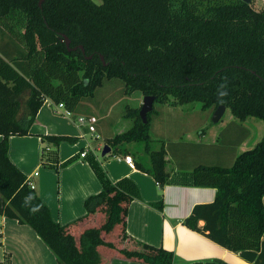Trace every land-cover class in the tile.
Wrapping results in <instances>:
<instances>
[{"label": "trees", "instance_id": "1", "mask_svg": "<svg viewBox=\"0 0 264 264\" xmlns=\"http://www.w3.org/2000/svg\"><path fill=\"white\" fill-rule=\"evenodd\" d=\"M252 2L0 0V216L30 226L57 264H99V246L146 264H172L173 253L162 247L140 241H135L137 249L115 246L113 237H128V204L140 198L130 177L109 182L90 161L103 188L84 200V215L60 224L10 161L8 138L28 134L45 99L74 111L81 98L112 78L122 81L124 94L138 90L154 96V104L199 102L213 110L224 105L240 122L248 117L264 122V7L255 9ZM25 89L26 111L18 118ZM154 104L146 123L139 107L127 106L124 116L132 118V125L105 145L107 154L126 155L124 144H142L146 156L133 151L134 167L163 186L170 174L167 151L164 144L155 150L149 146ZM238 128L237 145L249 134L246 127ZM41 138L54 145L77 139ZM186 168L190 185L216 192L211 202L192 207L184 225L228 250H258L264 231V133L229 164L199 162ZM161 204L152 205L161 209ZM89 216L92 224L73 234L71 228ZM198 220L204 222L201 227Z\"/></svg>", "mask_w": 264, "mask_h": 264}, {"label": "crops", "instance_id": "2", "mask_svg": "<svg viewBox=\"0 0 264 264\" xmlns=\"http://www.w3.org/2000/svg\"><path fill=\"white\" fill-rule=\"evenodd\" d=\"M25 91L26 104L29 90L25 89L19 98ZM52 104L50 100H44L29 126L28 134L9 136L8 157L26 179L33 183L34 190L47 205L56 222L66 224L84 215L86 213L84 200L102 190L103 185L90 164V161H93L104 171L109 182L127 176L136 183L140 192V198L133 199L128 204L125 228L128 237L125 239L116 237V240L115 237L112 238L116 248L137 249L135 241L148 243L171 251L172 264H264V231L260 237L258 250L231 251L184 225L183 220L190 214L192 207L195 204L211 202L216 192L213 187L190 185L189 168H186V165L181 164L184 169L178 168V164L171 168L166 154L170 174L167 182L163 186H158L149 174L129 167L122 160L124 155L122 153L112 152L109 154L112 159L105 160L106 156H101L103 160L100 159L96 153V150H100V143L94 146L95 149L91 147L92 149L81 157L80 153L87 146L90 147V143L85 139L88 133L86 128L76 122V117L80 114L74 111L71 116L56 114L50 108ZM117 132L104 136V140ZM43 135H68L77 139L74 143L62 140L58 145H54L43 140L41 138ZM247 136L240 140L239 145ZM101 137L102 134H94L95 140L99 141ZM128 145L124 144L126 147ZM132 152L133 150L129 149V155H132ZM44 153L47 155L43 159ZM205 155L207 160L214 155L219 156L214 163H221L228 157L221 151L219 154L211 151L209 154L204 153L203 156ZM234 155L235 153L232 158ZM35 172L37 174H34ZM158 201L162 203L161 209L152 205ZM262 203L264 205V196ZM91 218L89 216L75 224L71 228L73 234L78 236L90 226L93 220ZM97 218L98 215L95 219ZM203 223V220H198L197 225L201 227ZM98 251L101 255L99 264H146L124 258L115 248L99 246ZM0 264H57V262L51 250L30 226L0 216Z\"/></svg>", "mask_w": 264, "mask_h": 264}, {"label": "rangeland", "instance_id": "3", "mask_svg": "<svg viewBox=\"0 0 264 264\" xmlns=\"http://www.w3.org/2000/svg\"><path fill=\"white\" fill-rule=\"evenodd\" d=\"M93 1L98 2L99 0ZM252 6L255 9L262 8L261 1L253 0ZM24 95H27V91L21 95V99L19 98L21 105L18 118L22 117L26 111ZM142 97L143 95L138 90L124 94L122 81L112 78L104 80L102 86L96 88L92 96L80 99L74 112L83 116L93 115L96 117V131L92 135L86 133L85 139L90 143V150L95 149L94 146L100 143V150H96L100 159L103 158L101 149L106 144L104 136L118 130L124 131L132 125V118L124 116L126 107L140 106ZM50 108L53 109V104ZM154 109L155 112L151 115L149 123L151 137L149 146L151 150H155L164 144L169 159L168 165L171 168L177 164H190L191 166L199 162L214 163L213 161L218 160L219 156L214 155L210 160L206 159L207 155L203 156L204 153L209 154L211 151H216V154H219L220 151L227 154L228 157L221 163L229 164L234 153L237 155L242 150L249 148L251 142H253L251 145L253 146L264 133L262 120L248 117L242 123L232 116L228 108L225 109L220 120L215 123L211 121L213 108H202L199 102L155 103ZM240 125L246 127L249 135L241 145H237L235 141L242 134L241 129L238 128ZM94 134H102L103 137L98 141V139H94ZM128 144L129 149L138 150L140 156H146L142 144ZM46 155L47 153H44L42 158L44 159ZM104 159H112V157L107 154ZM114 239L116 240V237Z\"/></svg>", "mask_w": 264, "mask_h": 264}, {"label": "built area", "instance_id": "4", "mask_svg": "<svg viewBox=\"0 0 264 264\" xmlns=\"http://www.w3.org/2000/svg\"><path fill=\"white\" fill-rule=\"evenodd\" d=\"M260 1H261V7H264V0H260ZM53 111L56 114H60L62 116H71L72 115V111L67 109L63 102L53 103ZM96 121H97V119L93 115H89V116L79 115L76 117V122L80 126H84L90 135L96 131V128H95ZM97 137H98V135L95 136V138H97ZM88 150H90L89 146H87L85 148V150L80 153V156L83 157ZM122 160L129 167H131V168L134 167V162H133L131 155H129V154L123 155ZM34 174H37V173L35 172ZM26 182L29 185V187H31V188L34 187L33 183L31 181H29L28 178L26 179Z\"/></svg>", "mask_w": 264, "mask_h": 264}, {"label": "water", "instance_id": "5", "mask_svg": "<svg viewBox=\"0 0 264 264\" xmlns=\"http://www.w3.org/2000/svg\"><path fill=\"white\" fill-rule=\"evenodd\" d=\"M242 1L246 3H250L251 0H242ZM66 45H68L67 39H66ZM153 104H154V96L143 95L142 102L138 110V116L140 117L143 123L147 122V114L152 111ZM224 111H225V106L218 105L212 113L211 121L213 123L219 121ZM109 152H110V147L108 145H104L103 148L101 149V156H104L105 154Z\"/></svg>", "mask_w": 264, "mask_h": 264}]
</instances>
